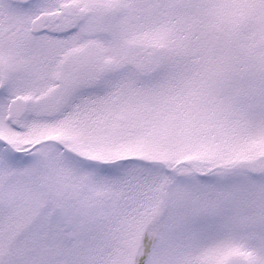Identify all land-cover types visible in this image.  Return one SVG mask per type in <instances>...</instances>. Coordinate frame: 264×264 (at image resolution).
<instances>
[{
	"label": "snow or ice",
	"instance_id": "snow-or-ice-1",
	"mask_svg": "<svg viewBox=\"0 0 264 264\" xmlns=\"http://www.w3.org/2000/svg\"><path fill=\"white\" fill-rule=\"evenodd\" d=\"M0 264H264V0H0Z\"/></svg>",
	"mask_w": 264,
	"mask_h": 264
}]
</instances>
